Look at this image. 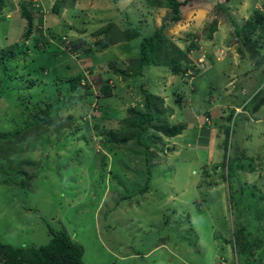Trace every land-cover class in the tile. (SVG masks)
Segmentation results:
<instances>
[{
    "label": "rangeland",
    "instance_id": "obj_1",
    "mask_svg": "<svg viewBox=\"0 0 264 264\" xmlns=\"http://www.w3.org/2000/svg\"><path fill=\"white\" fill-rule=\"evenodd\" d=\"M55 1L0 0V57L4 51L11 57L0 59V179L16 166L30 176L24 186L15 181L17 175L11 177L16 183L0 184V242L38 246L49 241L50 229H62L83 245L85 264H241L240 242L244 264H264V112L255 115L261 121H248L232 109L223 113L219 104L204 98L210 93L215 101L222 96L228 103L240 99L237 79L226 87L228 70L207 71L208 61L201 56L208 50L203 48L208 39L204 22L210 18L229 32L223 34L226 42L217 58L234 53L249 59L231 22L241 19L227 11L225 0H211L205 6L207 19L181 32L185 19L173 21L170 8L148 5L147 0H60L54 12ZM217 2L222 11L214 9ZM22 6L33 15L34 34L26 40ZM109 23H115L107 34L110 40L118 35L117 28L128 25H137L142 35L162 29L186 53V71L174 74L166 66L148 65L142 76H131L138 40L97 48L105 36L99 31ZM39 27L54 51L32 46ZM231 35L235 38L229 42ZM260 44L264 54V38ZM109 65L126 74L114 73ZM77 74L81 84L106 80L111 94H98L93 87L94 95L84 96V86L68 90L70 81L65 80ZM241 78L245 83L247 78ZM227 89H235L233 95L225 96ZM257 90L243 100L248 102ZM146 92L155 95L153 109L162 101L161 108L173 113L167 115L169 126L186 117L179 111L186 95L190 100L185 108L199 110L202 104L225 116L216 126L229 132L219 166H208L203 173L179 134L166 137L152 127L140 140L149 142L148 148L135 139L115 153L102 148V126L117 130L123 118L146 111ZM204 116L197 117L199 124ZM21 129L30 131L12 141L10 134ZM229 156L249 163L252 171L231 176ZM147 177L146 191H135L146 186ZM197 203L208 210L194 212ZM179 207L181 213L175 210ZM234 229L238 233L233 241ZM151 249L155 253L147 257Z\"/></svg>",
    "mask_w": 264,
    "mask_h": 264
},
{
    "label": "trees",
    "instance_id": "obj_2",
    "mask_svg": "<svg viewBox=\"0 0 264 264\" xmlns=\"http://www.w3.org/2000/svg\"><path fill=\"white\" fill-rule=\"evenodd\" d=\"M190 0H147L148 5L152 4L154 6H166L172 10L171 18L173 21H176L180 18L179 16V8L181 5H185ZM262 8L257 7L253 12L252 16L247 19L240 27L235 26L234 31L238 38L242 41L243 46L249 50V58L252 61L258 62V57L260 55V47L261 40L264 38V2L261 1ZM0 2V7H1ZM60 5V0L55 1L53 3V11H58ZM217 9L222 10V6L220 2H217ZM21 15L27 21V24L24 27V31L22 32L23 40L31 37V34H34L33 22L31 21L33 15L31 14L28 6H22ZM39 23L42 22V17L39 18ZM217 20H210L208 24L204 23V28L207 30V38L211 37L213 31L216 28ZM115 23H109V28L105 27L101 29L99 35L105 33L103 37V42L97 43L98 49L102 50L106 47L116 44L120 41H130V40H138V54L136 55L137 64L133 66V71L130 74L131 76H142L143 75V67L148 65H158V66H166L169 70L174 74H180L181 72H185L187 69V56L183 50L179 49L173 42L170 41L169 37L163 33L162 29H155L153 32L149 34L142 35L138 26L128 25L125 28H117L118 35L115 36L112 40L107 37V34H110V27H113ZM33 28V29H32ZM205 30V31H206ZM39 35L34 38L33 47L36 49H43L50 51H54L53 43L50 39L44 35L42 28H37ZM260 45V46H259ZM28 47V45H27ZM65 48V46L63 47ZM69 48V47H68ZM191 46L189 47V49ZM26 51V50H25ZM239 51L243 53V49L240 48ZM4 51L2 54L3 60L11 58L8 55H5ZM5 56H7L5 58ZM261 58V56H260ZM259 58V60H260ZM131 59V58H130ZM186 59V60H185ZM12 60V59H11ZM116 60V59H115ZM117 61V60H116ZM1 63V62H0ZM114 73L116 74H126V71L123 69H118L112 66H108ZM3 69V68H2ZM127 76V75H125ZM82 75L77 74L72 78H68L65 81H70V87L68 90H74L78 88V86H84V92L82 95H94L93 87L96 89L98 94L101 95H110L111 87L107 84L106 80L100 83L91 84L89 81L81 84ZM264 86H259L258 90L253 93V95L249 96L250 99L248 102L246 101L244 107H247L248 104H252L254 109H258L261 105L264 104ZM261 95V96H260ZM81 96H78L79 98ZM155 95L150 92L145 93V105L147 106V110L144 112L138 111L134 115L128 116L122 119L121 124L119 125V129H107L104 126L100 129V133L104 134L102 139V148H105L107 151L112 153L118 152L117 149L121 148V146L126 145L131 140L135 139L137 145L142 146L144 148L149 147V142L140 141L143 132L148 127H152L157 130L161 135L166 137H173L177 134H180L183 130V124L176 123V125H167V115H170V111L165 112L164 108H161L162 101L159 99L158 104H155V108L153 109V100ZM261 97V98H260ZM1 98V97H0ZM260 98V99H259ZM251 105V107H252ZM133 111V109H130ZM173 114V113H172ZM171 114V115H172ZM166 115V116H165ZM208 116V120L210 115ZM103 117V116H102ZM131 117V118H130ZM208 120H202L203 122H207ZM213 123V121H212ZM149 125V126H148ZM98 128L97 125H95ZM122 128V129H121ZM121 129V130H120ZM30 131L28 129H21L12 134H10L12 141L19 142L25 134ZM226 138L224 141V147L227 148V142L229 141V132L226 129ZM9 137V138H10ZM100 140V139H99ZM10 151V150H9ZM231 176L235 175L237 171L249 170L252 171L253 168H249V163H239L236 162L237 156L231 157ZM239 158V156H238ZM147 167H149L148 160L145 161ZM208 169L205 170L207 173ZM17 175L18 181L22 186H24L25 182H28L30 176H27L25 170H22L21 167L16 166L15 170H9L3 179H0L2 185H9L12 182V176ZM149 177L146 180V186L144 187H134L135 191L139 193H143L149 187ZM11 181V182H10ZM16 183V182H12ZM132 190V193L134 192ZM27 211V209H25ZM246 231V230H245ZM51 237L49 241L45 244H41L38 246L35 245H11L9 243L0 242V263L1 264H85L84 262V247L83 245L72 239L69 233L66 230L58 229H50ZM238 230L234 229L233 241L237 236ZM246 233L251 234L246 231ZM239 246H241V255L239 253V260L241 264H244L242 257L245 255L243 245L238 242Z\"/></svg>",
    "mask_w": 264,
    "mask_h": 264
},
{
    "label": "crops",
    "instance_id": "obj_3",
    "mask_svg": "<svg viewBox=\"0 0 264 264\" xmlns=\"http://www.w3.org/2000/svg\"><path fill=\"white\" fill-rule=\"evenodd\" d=\"M207 1L211 2V0H190L185 5L180 6L179 16L182 20L185 19V22H182L183 28L181 29V32L186 31L185 28L189 27V25L192 26L194 22L200 25L202 24V22H204L207 19V15H209L206 14V10H205ZM218 1L221 2V0ZM258 2L259 0H225L224 6L227 9L229 8V10L227 11L229 12L231 10V12H235L234 15H236L237 18L241 19L239 21L236 20V22L232 20L231 21L233 23L232 25L234 27L235 26L240 27L247 19H249L252 16V12L257 8ZM237 5H239V7H237ZM207 21H210V18ZM233 32L235 33L234 30ZM225 33H229V32L224 25L216 26L211 37L203 41L204 44L203 48L208 50H204V53L202 54L201 58L203 59L204 57V59L208 61L207 71L213 70V68L228 70V72L225 73V76L227 77V79H229L225 85L226 87H229V83L231 81L237 79L236 80L238 81L237 86L238 88L240 87V92H239L240 99L228 103L227 98L222 96L217 101H215L216 97L214 95H211L210 93L209 95H206L204 98L206 101L208 100L210 102L214 101L217 104H219L223 108L222 109L223 113H226L227 111L232 109L234 112H239L241 115H246L248 121L251 120L261 121L262 117L255 115L264 112V104L261 105L258 109H254L253 107H251L252 104H250L249 110H247L244 107V104L247 100L246 99L243 100V98L247 95L249 91L257 89L260 85L264 86V58L262 57V60H260L258 63H254L250 58L247 59V57H243L244 54L240 53L241 54L240 57L238 54L236 56L234 53H230L228 55H224L223 58L218 59L217 52L220 51L219 49L226 42V39H224L225 36L223 37V34ZM226 36H230V34ZM233 37L234 36L231 35L229 42ZM261 56H264V54H261ZM252 70L255 71L251 72ZM198 76H196V78ZM243 76L247 78L245 80V83L243 81V78H241ZM238 79H242L243 81L242 85H240ZM191 90L196 91V86L192 85ZM234 90L235 89H230L229 91V89H227L225 91V96L233 95ZM209 98H211L212 101ZM189 100L190 99L186 95L185 101L182 99L180 103V106H183V108L180 107L179 111H181L180 113L186 115V117L180 120V123L183 124L184 126L182 132L179 134L178 137H180L179 138L180 141L181 140L186 141V146L191 148L190 156L194 160L198 161L197 164L200 167V170H202V172L205 173V170L208 169V166H210L209 169H212L211 166L214 165L219 166L220 160L222 158L223 155L222 143L225 141L226 134L221 132V129H223L224 131V127L219 125L217 128L216 126L217 124L220 123L219 120L225 121V116L223 115L222 117H220V114H222L221 112L213 114L208 108L205 109L202 104L199 110L192 108V105L185 108L184 105L188 104ZM192 100L193 98H191L190 102H192ZM201 113L202 115L203 114L210 115V117L207 122H203L199 124V122H197L198 120L197 117L199 118L201 116ZM211 113L214 116L212 118H211L212 116ZM226 117L228 118L227 115ZM189 130L193 131V133H191L190 135L188 134ZM175 153H180V148L177 149ZM198 187H200L199 184ZM195 202H197V200ZM197 204H198V208L197 207L192 208L194 212L201 213L202 210H208L205 209L204 207L202 208L201 204L199 203ZM175 210H177L179 213L183 211L182 208L180 207L179 209H175ZM149 252L151 253L149 255L147 253L148 255L147 257L154 254L155 250L151 249Z\"/></svg>",
    "mask_w": 264,
    "mask_h": 264
},
{
    "label": "clouds",
    "instance_id": "obj_4",
    "mask_svg": "<svg viewBox=\"0 0 264 264\" xmlns=\"http://www.w3.org/2000/svg\"><path fill=\"white\" fill-rule=\"evenodd\" d=\"M218 52H217V56H218ZM219 56H221V53L219 54ZM224 56H222V57H218V59H221V58H223ZM195 73V70H193V72H192V74H194ZM204 120H208V116L207 115H205L204 116V118H203Z\"/></svg>",
    "mask_w": 264,
    "mask_h": 264
},
{
    "label": "built area",
    "instance_id": "obj_5",
    "mask_svg": "<svg viewBox=\"0 0 264 264\" xmlns=\"http://www.w3.org/2000/svg\"><path fill=\"white\" fill-rule=\"evenodd\" d=\"M260 1H263L264 2V0H260ZM258 7H260V5Z\"/></svg>",
    "mask_w": 264,
    "mask_h": 264
}]
</instances>
